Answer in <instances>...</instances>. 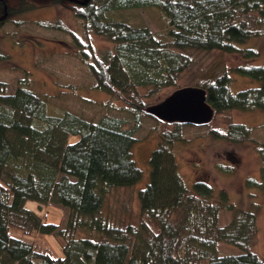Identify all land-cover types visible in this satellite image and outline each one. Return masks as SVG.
<instances>
[{"label":"trees","instance_id":"16d2710c","mask_svg":"<svg viewBox=\"0 0 264 264\" xmlns=\"http://www.w3.org/2000/svg\"><path fill=\"white\" fill-rule=\"evenodd\" d=\"M44 4L68 8L86 28L114 43L103 59L88 61L90 90L121 101L118 105H129L134 124L127 129L122 118H86L70 110L49 115L48 99L30 90L27 82H19L12 92L0 82V264H264V257L251 250L257 233L253 210L235 206L225 190L216 191L207 182L196 180L191 189L186 187L173 153L174 144L182 140V125L162 133L150 154L149 179L137 194V225L118 226L102 212L110 190L133 187L142 177L133 160L134 136L141 116L158 121L142 111V100L176 86L191 64L181 51L241 57L243 64L232 71L258 86L231 93L229 72L207 75L194 86L205 89L215 113H264V66L250 64L260 53L257 48H239L264 35V0H49ZM29 9L24 6L19 12ZM124 9H156L166 26L152 33L146 26L132 27L107 16ZM0 11V24H5L11 11L6 0H0ZM252 130L230 123L225 131L211 130L210 136L241 143L249 140ZM71 137L77 140L69 142ZM260 148V180L248 179L245 184L264 193V146ZM31 204L43 210L49 204L66 209L65 224L59 217L57 222L44 221L49 210L43 217ZM223 211L231 218L221 225ZM78 228L85 230L79 237L74 234ZM32 233L59 238L63 256L38 248L30 241ZM220 245L239 253L220 254Z\"/></svg>","mask_w":264,"mask_h":264},{"label":"rangeland","instance_id":"374dc122","mask_svg":"<svg viewBox=\"0 0 264 264\" xmlns=\"http://www.w3.org/2000/svg\"><path fill=\"white\" fill-rule=\"evenodd\" d=\"M46 1L49 0H6L11 11L5 16V24H0V55L4 57L0 60V82L6 83L10 92L14 91L19 82H27L30 90L45 95L48 99L49 115H60L69 110L93 119L112 115L125 120V127L130 129L134 124L135 113H130L129 105L123 102L118 105L116 102L121 101L90 90L92 79L87 69L88 61L93 63L96 60L94 57L103 59L107 52L114 49V43L86 28L84 22L76 18L68 8L46 5ZM24 6H30L31 9L19 12ZM107 16L113 21L126 22L132 27L146 26L152 33L161 32L166 26L165 17L156 9L113 10ZM239 48H257L260 55L250 64L264 66V35L247 41ZM181 52L190 57L189 68L180 74L176 86L164 89L151 98H143L142 103L145 106L161 101L175 89L201 83L207 80L203 79L207 75L213 77L215 74L229 72L231 93L259 85L257 81L232 71L234 67L243 64L239 56L218 51ZM86 100H91L92 103ZM242 114L239 111H224L215 113L207 125H182V140L174 144L173 153L178 173L188 189H191L196 180L207 182L216 191L225 190L235 206L255 212L257 233L251 250L262 258L264 193L245 183L248 179L260 180L261 161L258 151L261 145L264 146V113L255 111ZM230 123L253 128L249 140L232 143L227 139L210 136L211 130L225 131ZM175 128V124L141 116L140 128L134 136L137 142L132 147V154L142 177L133 187L109 191L102 212L105 216H110L111 223L118 226L137 225V194L149 179L150 154L156 148L161 134L172 132ZM76 140L77 137H71L69 142ZM227 166L232 168L231 172ZM30 208L43 217L48 214L46 210H49V218L44 219L47 222H57L59 217L64 225L67 220L68 211L57 205L49 204L43 210L31 204ZM230 218L231 213L223 211L219 223L226 224ZM83 231L85 232L78 228L74 234L79 237ZM32 234L34 237H30V241L38 248L63 256L59 238ZM218 251L220 254L239 253L227 245H220Z\"/></svg>","mask_w":264,"mask_h":264},{"label":"water","instance_id":"95a60500","mask_svg":"<svg viewBox=\"0 0 264 264\" xmlns=\"http://www.w3.org/2000/svg\"><path fill=\"white\" fill-rule=\"evenodd\" d=\"M143 112L168 124L204 126L214 115L204 88L186 86L173 90L161 101L145 106Z\"/></svg>","mask_w":264,"mask_h":264}]
</instances>
